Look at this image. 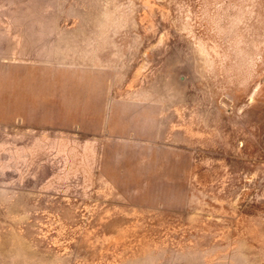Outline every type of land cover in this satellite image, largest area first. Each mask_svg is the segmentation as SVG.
Wrapping results in <instances>:
<instances>
[{
	"label": "rangeland",
	"instance_id": "rangeland-1",
	"mask_svg": "<svg viewBox=\"0 0 264 264\" xmlns=\"http://www.w3.org/2000/svg\"><path fill=\"white\" fill-rule=\"evenodd\" d=\"M25 68L61 104L0 127V264H264V0H0Z\"/></svg>",
	"mask_w": 264,
	"mask_h": 264
},
{
	"label": "crops",
	"instance_id": "crops-1",
	"mask_svg": "<svg viewBox=\"0 0 264 264\" xmlns=\"http://www.w3.org/2000/svg\"><path fill=\"white\" fill-rule=\"evenodd\" d=\"M28 69L25 68L27 74H11L5 83H0V127L37 130L52 119L54 107L61 104L50 93L48 81H40L38 75L33 77L32 69ZM21 71L24 73V69Z\"/></svg>",
	"mask_w": 264,
	"mask_h": 264
}]
</instances>
